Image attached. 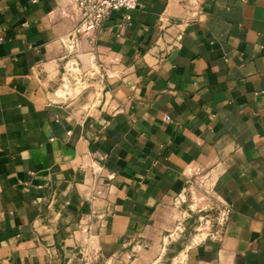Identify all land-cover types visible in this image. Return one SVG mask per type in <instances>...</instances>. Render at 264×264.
<instances>
[{
	"label": "crops",
	"instance_id": "0c3cea01",
	"mask_svg": "<svg viewBox=\"0 0 264 264\" xmlns=\"http://www.w3.org/2000/svg\"><path fill=\"white\" fill-rule=\"evenodd\" d=\"M122 14L0 0V264H264V0Z\"/></svg>",
	"mask_w": 264,
	"mask_h": 264
},
{
	"label": "built area",
	"instance_id": "2783aa9c",
	"mask_svg": "<svg viewBox=\"0 0 264 264\" xmlns=\"http://www.w3.org/2000/svg\"><path fill=\"white\" fill-rule=\"evenodd\" d=\"M140 0H74L80 10V21L70 36L63 42L69 52H76L80 36L89 35L100 30L103 23L114 13L123 12L124 24H128L131 12L139 6ZM170 121V117L165 118ZM231 207L223 206L216 213H204L199 216V233H206L208 237L222 240L224 229L231 215Z\"/></svg>",
	"mask_w": 264,
	"mask_h": 264
},
{
	"label": "rangeland",
	"instance_id": "374dc122",
	"mask_svg": "<svg viewBox=\"0 0 264 264\" xmlns=\"http://www.w3.org/2000/svg\"><path fill=\"white\" fill-rule=\"evenodd\" d=\"M197 233H199V232H197ZM203 233V232H202Z\"/></svg>",
	"mask_w": 264,
	"mask_h": 264
}]
</instances>
